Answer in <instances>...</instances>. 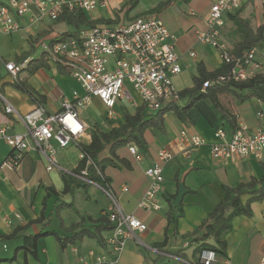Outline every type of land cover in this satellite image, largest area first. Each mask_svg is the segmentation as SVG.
Masks as SVG:
<instances>
[{
    "label": "crops",
    "instance_id": "1",
    "mask_svg": "<svg viewBox=\"0 0 264 264\" xmlns=\"http://www.w3.org/2000/svg\"><path fill=\"white\" fill-rule=\"evenodd\" d=\"M8 2L0 0V6ZM128 2L103 0V5L92 12L77 11L89 25L74 26L67 21L65 14L57 21H51L28 13L14 16L20 27L17 32L7 34L0 29V125L8 127L10 134L24 132L20 121L4 113L3 99L20 115L28 113L37 105L53 113L59 109L61 100L70 98L72 92L83 93L79 83L66 71L67 68L44 58V46L67 33L76 35L92 27L116 28L138 17L154 16L159 19L156 13L165 9L169 12L166 18L172 23L164 27L175 39V50L182 69L180 74L172 78L176 89L180 92L192 87L199 63L208 72L219 69L221 63L216 51L197 43L195 38V30H206L205 19L214 0H139L131 11L124 9ZM238 20L244 25L237 24ZM262 25L264 0H243L239 11L224 16L220 41L235 53L236 47L245 38L244 26L255 34ZM263 38L264 32L257 44ZM190 51H194V58L188 56ZM23 59H29V62L18 74L17 81L13 82L4 65L8 62L18 64ZM14 84L21 85V88ZM126 89L136 106L132 108L130 105L123 111L133 113L143 105L129 84H126ZM233 101L237 126L244 124L254 128L259 122L256 113L264 114V102L255 98L242 103L235 98ZM177 103L184 105L185 99L180 98ZM92 105L103 114L105 123L99 121L98 125L90 124L79 112V118L88 127L79 141L84 145L91 141L92 128L108 132L123 122V111L118 109V105L114 109V120L107 119L106 109L98 99L93 98L89 106ZM155 112H148L144 108V114L148 116ZM220 116L210 104L203 101L189 111L184 121L177 119L174 113L167 114L163 120L164 132L153 128L145 132L144 149L131 142L118 150L125 165L115 168L107 166L104 169L108 178L106 190L100 185L85 186V183L75 179L68 183L69 191L64 192L63 175L71 174L79 164L80 152L75 145L59 149L56 143H52L58 168L51 171L46 170L45 160L36 152L26 154L17 171H4L1 174L0 264H99L97 258H111L106 243L111 236L110 230L100 233L101 242L83 237L64 250L60 249L53 236L37 239L35 255L22 249L25 237L34 236L42 230L69 236L70 233L65 231L69 227L76 230L97 226V221L105 217L110 207L107 193L114 197L125 213L133 215L147 226L146 231L137 233L139 243L133 239L125 242L118 264H200L197 252L199 246H214L215 242L213 238L196 240L205 233L209 215L223 199L224 188H235L239 184L264 178L261 168L264 151L261 159L253 156L230 160L211 157L210 145L218 142L214 137L216 126L221 125L228 135L233 131ZM192 136L201 137L204 145L191 148ZM129 145L136 147L141 161L128 153ZM161 149L171 155L169 160L161 161L158 158L157 153ZM186 151L189 152L185 154ZM10 154V148L0 141V164ZM154 164L162 167L163 176L158 198L159 210L144 211L138 207L148 187L144 171ZM258 186L256 184L254 189ZM241 199L244 202L248 196ZM62 203L70 204L71 208L57 211L56 208ZM250 208L251 216H236L231 220V229L223 237L224 255H217L213 264H259L264 259V198L251 204ZM153 248L164 254L153 252Z\"/></svg>",
    "mask_w": 264,
    "mask_h": 264
},
{
    "label": "built area",
    "instance_id": "2",
    "mask_svg": "<svg viewBox=\"0 0 264 264\" xmlns=\"http://www.w3.org/2000/svg\"><path fill=\"white\" fill-rule=\"evenodd\" d=\"M242 2L214 0L205 19L206 30H195L196 42L213 48L221 65L229 66V70L214 81L204 82L202 91L214 83L241 82L256 75L264 76V38L260 44L242 51L239 56L220 41L224 16L239 11ZM101 5L103 0H9L7 5L0 6V29L7 34L17 32L20 27L14 16L34 13L37 18L46 17L57 21L64 11L92 12ZM43 53L46 61L67 68L83 93L72 92L70 98L61 100L59 109L53 113L37 105L28 113L20 115L3 99L4 113L20 121L24 132L10 134L8 127L0 125V141L11 150V154L0 164V180L4 171H17L25 155L30 152H36L45 160L47 171L58 168L56 150L52 143H56L59 149L70 145L78 149V144H81L79 141L88 128L79 118V112L88 107L93 98L102 103L107 119L111 120L116 118L114 109L121 99L126 98L132 108L136 106L126 84L132 87L148 112L158 111L164 105L180 100L179 91L172 80L182 70L180 57L175 50V39L154 16L138 17L116 28L85 29L74 37L65 40L60 38L44 46ZM188 56L194 58V51L188 52ZM28 62L29 59H23L18 64L5 63V70L13 82L17 81L18 74L26 68ZM256 117L259 122L254 128L239 124L229 135L222 128L215 130L214 137L218 142L210 145L211 157L230 160L253 156L261 159L264 151V114L257 112ZM191 145V148L199 147L204 145V141L199 136H192ZM79 152V162L85 160L84 166L78 173L71 175L87 185H99L88 176L92 161L83 152ZM128 152L135 160H142L135 146L129 145ZM157 156L161 161L171 158L164 149L159 150ZM96 173L99 171L96 170ZM144 174L148 179V187L138 207L144 211H158V198L163 183L162 167L154 164L145 169ZM107 194L110 207L105 218L111 226V236L106 243L112 256L99 257L97 262L118 264L125 242L133 239L139 243L137 233L146 231L147 226L133 215L125 213L114 197ZM152 251L164 254L155 248ZM216 256L213 251L204 250L199 254V262L213 264ZM259 264H264V259Z\"/></svg>",
    "mask_w": 264,
    "mask_h": 264
},
{
    "label": "trees",
    "instance_id": "3",
    "mask_svg": "<svg viewBox=\"0 0 264 264\" xmlns=\"http://www.w3.org/2000/svg\"><path fill=\"white\" fill-rule=\"evenodd\" d=\"M138 1L139 0H129L126 6H124V9L131 11ZM63 14L66 15L67 21L74 26L78 24L89 25V22L85 21L82 14L77 11L74 13H67L64 11ZM237 24L241 26L244 25L241 20H238ZM244 28L245 38L236 47V56H239L243 50L249 49L257 44L261 38V34L264 32V25L259 27L255 34L249 31L247 27L244 26ZM74 36L73 34L67 33L62 36V39L65 40ZM228 70L229 66L221 65L219 69L208 72L204 66L199 63L197 65V76L192 79V87L179 92L180 98L185 99L184 105L172 102L164 105L149 116L144 114V106L136 109L133 113H129L125 110L122 112L123 122L119 123L117 127L110 128L108 132L92 128L90 130V143L88 145L78 144V149L92 161V165L88 168L89 179L106 190L108 178L104 173V169L107 166L115 168L121 164L123 166L125 165L123 159L118 155V150L124 148L131 142L135 143L139 148L144 149L146 146L144 134L148 129L153 128L160 132H164L163 120L167 114L174 113L177 119L184 121L189 111L202 101L210 104L211 108L221 115L220 119L225 121L233 130H236L238 126L236 124L237 117L234 114L235 103L233 98L240 103L251 98L264 102V76L256 75L252 79L241 82L229 81L218 84L214 83L212 86L202 91L204 82L214 81L218 76L224 74ZM66 71L69 72V70ZM14 86L21 88L19 84H14ZM242 92L245 93L242 94ZM220 128L223 127L218 125L215 130ZM84 163L85 160H81L72 174L78 173L80 169L83 168ZM261 168L264 172V164H261ZM96 170L99 171L98 174ZM63 181L64 192H68V183L75 181V178L71 174H67L63 175ZM256 184L259 186L257 189H254ZM85 186H87V184ZM245 195L248 196V199L243 202L241 198ZM263 198L264 178L260 181L254 179L249 183L239 184L235 188L225 187L223 199L209 215V223L204 227L205 233L196 240L206 241L213 238L215 245L202 244L197 249V252L200 254L204 250H210L216 255H224L225 240L223 237L231 229V220L236 216H251V204L260 202ZM61 208H71V205L62 203L56 210L58 211ZM97 222L99 224L92 229L79 228L73 230V228L69 227L65 230L70 233L69 236H59L53 231L42 230L34 236L25 237L22 249L35 255V242L38 238L47 236H53L61 250H64L67 246L72 245L83 237L95 238L97 241L101 242L100 233L104 230H110L111 226L105 217ZM12 236L13 235H11V237ZM7 238H9V236Z\"/></svg>",
    "mask_w": 264,
    "mask_h": 264
},
{
    "label": "rangeland",
    "instance_id": "4",
    "mask_svg": "<svg viewBox=\"0 0 264 264\" xmlns=\"http://www.w3.org/2000/svg\"><path fill=\"white\" fill-rule=\"evenodd\" d=\"M166 14L169 15V12H166L165 9H162L158 13H156V16L162 21L164 26H169L172 23V21L166 18ZM129 106L130 104L126 98L121 99L118 102V109L120 111H123L125 108H129ZM80 116L83 117L90 124L98 125L99 121L105 123L103 114L94 105L88 106L87 108L81 110Z\"/></svg>",
    "mask_w": 264,
    "mask_h": 264
}]
</instances>
